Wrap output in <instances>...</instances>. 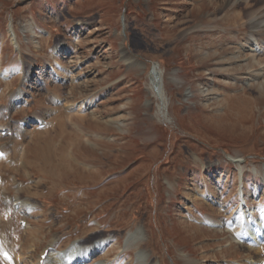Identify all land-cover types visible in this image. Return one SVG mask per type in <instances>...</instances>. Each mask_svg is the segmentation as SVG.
<instances>
[{"label": "rangeland", "instance_id": "rangeland-1", "mask_svg": "<svg viewBox=\"0 0 264 264\" xmlns=\"http://www.w3.org/2000/svg\"><path fill=\"white\" fill-rule=\"evenodd\" d=\"M254 41L264 0H0V230L16 260L105 239L87 264H263L264 241L227 226L241 189L264 215Z\"/></svg>", "mask_w": 264, "mask_h": 264}, {"label": "bare ground", "instance_id": "bare-ground-1", "mask_svg": "<svg viewBox=\"0 0 264 264\" xmlns=\"http://www.w3.org/2000/svg\"><path fill=\"white\" fill-rule=\"evenodd\" d=\"M253 23H254V21H253ZM254 43H255L254 47H252L253 49L251 51L253 53H255V54L263 53L264 47L261 44H259V42H257V41L256 42L254 41ZM64 48H65V46H59L56 49L55 53L57 54V56L61 57V56L64 55L65 51L62 52L64 50ZM67 50H69V48ZM255 63H257L259 65L261 64V62L258 59L255 60ZM57 64L60 67H62V65H60L59 63H57ZM58 65H57V67H58ZM51 67H52L53 70H55V68L52 66V64H51ZM51 67L49 66L50 69H51ZM52 69H51V71L53 72ZM54 72L57 75V78H55V80L58 81L60 77H59L57 71H54ZM4 75H6V73H4ZM25 80L28 81L27 78H25ZM156 80H157L156 73L153 72V74H152V83H153V86H155V88L157 89ZM21 92L22 91L19 90L17 95L15 94L16 96L14 95V97H13V103L16 104V105L22 104L23 101H24V99L22 97L23 94H21ZM72 106H74V105H72ZM89 106H90V104H89ZM84 107H85V105H81V107H79V108L77 106L71 107V112L70 113L77 114V115H79V117H81L84 120L85 119V116H83ZM69 108H70V105H69ZM80 115H82V116H80ZM71 117L72 116H70V118ZM2 130L3 129L0 128V134L1 135L5 134L4 133L5 130L4 131H2ZM25 130H26V128H23L22 125L19 126V128L16 131V135L20 139L23 138V136H24L23 131H25ZM0 150H1L0 152H2L1 153L2 155H0V156H3V157L5 156L6 157L7 153L4 150H2V149H0ZM70 155H72L75 158L74 151H72L70 153ZM11 161L12 160H10L9 162H11ZM234 161L241 162V159H235ZM238 182H239L240 186L242 187V185L244 183V179H242V180L239 179ZM240 191L242 192V195H243L242 202L239 204L238 210L235 212V218L233 220L229 221L227 223V226L230 227L234 231V233L236 235L234 237L235 241L241 242L242 244H246V245L249 244V243L250 244L263 243V241H264V215H262L261 218L254 217L253 214L255 212H257L259 209L258 210H256V209L253 210V208L247 207L248 205H247V202H246L244 190L241 189ZM205 199H206V201L207 200L209 201L212 198L211 197H206ZM6 200H7V198H6ZM13 204L15 205L14 207L16 209H19V208H22V207H23V209L28 208L26 206V201H24V200H20L19 201L17 198H15V201H14ZM260 210H261L260 212H262L264 214V208H262ZM20 211H22V210H20ZM195 221H197V220H195ZM213 225H215V224H213ZM239 225H242L241 229L239 228ZM215 226L218 227V225H215ZM141 237H142L141 229H138L137 231H135L133 233H130L128 235V237L126 238V242L125 243H129V241L132 240V239L143 240ZM103 241H105V239H102V240L97 241V242L96 241L95 242H90V243H84V242L74 243L68 249H65L63 252L59 251L58 253H56L55 254V259H52V260L49 257H47L49 251L53 247V243H51L49 245V247H48L49 249H48L47 253L44 250L42 252L41 256L39 257V260L37 261V263H33V264H87L90 261L94 260V258L97 256V254H99L100 252L103 251V249H104V248H102V242ZM1 243H2V239H1V235H0V255H1V257H0V262L1 263L0 264H20L19 261H17V262L15 261L16 258H13V256L2 247ZM108 251L106 250L105 252H108ZM51 254H52V252H51ZM139 258L141 260H145V254L139 252ZM21 259H22V257H21ZM94 264H105V263L99 262V263H94Z\"/></svg>", "mask_w": 264, "mask_h": 264}]
</instances>
